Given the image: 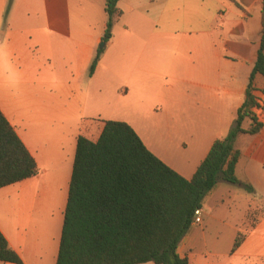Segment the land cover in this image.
Instances as JSON below:
<instances>
[{
	"label": "crops",
	"instance_id": "obj_1",
	"mask_svg": "<svg viewBox=\"0 0 264 264\" xmlns=\"http://www.w3.org/2000/svg\"><path fill=\"white\" fill-rule=\"evenodd\" d=\"M262 1L118 0L121 14L114 18L96 73L114 60L120 71L115 75L123 82L120 93H136L140 86L158 81L162 103L170 107L185 100L188 83L210 100L221 99L227 111L221 123L228 129L244 99L259 46ZM104 6L105 0H0V111L38 168L36 175L0 187V232L21 259L0 264H55L76 137L83 135L82 112L91 107L86 85H78V79L101 42ZM104 60L110 65H103ZM245 64L241 77L238 70ZM253 94L262 102L258 116L262 127L256 134L236 136L239 183L220 180L203 200L200 222L192 223L178 244V254L189 264H223L221 258L229 264H264V77L260 74L254 78ZM205 106L217 104L209 101ZM94 124L96 139L102 123ZM249 125L245 118L241 126ZM212 142L208 138L201 160ZM199 163L188 173L172 168L188 179ZM221 206L225 217L236 221L223 248L206 235L208 217ZM239 231L244 238L232 251Z\"/></svg>",
	"mask_w": 264,
	"mask_h": 264
},
{
	"label": "trees",
	"instance_id": "obj_2",
	"mask_svg": "<svg viewBox=\"0 0 264 264\" xmlns=\"http://www.w3.org/2000/svg\"><path fill=\"white\" fill-rule=\"evenodd\" d=\"M118 0H105L101 41L111 37ZM259 46L244 99L226 136L215 139L190 178H184L150 151L125 121L106 119L96 139L76 137L67 200L55 264H189L177 252L193 223L194 210L220 181L239 183L240 151L234 140L262 127L253 111L256 74L264 77V0ZM103 48H97L90 74ZM248 118L250 125L241 126ZM33 156L0 111V187L34 176ZM242 187L252 191L247 183ZM239 231L234 251L242 242ZM0 261L21 263L0 232Z\"/></svg>",
	"mask_w": 264,
	"mask_h": 264
},
{
	"label": "rangeland",
	"instance_id": "obj_3",
	"mask_svg": "<svg viewBox=\"0 0 264 264\" xmlns=\"http://www.w3.org/2000/svg\"><path fill=\"white\" fill-rule=\"evenodd\" d=\"M101 42L104 43V41ZM100 43L97 48L104 50ZM98 60L91 74L90 62L78 79V85H86L87 98L91 101V107L82 112L85 117L80 124V130L83 129V135L86 137L95 139L98 126L94 123L100 125L106 119L129 122L128 124L135 127L134 130L140 134L137 133L156 156L162 158L168 165L170 164L171 168L175 167L188 173L195 164L201 161L202 151L208 143V138L214 141L226 136L229 132L233 122L228 129H224L226 125L221 122L227 117L225 116L227 111L222 107L221 99L212 98L210 100L199 89H194L186 83L185 100L170 107L162 103V95L158 92L163 91V87L158 81L153 86L150 84L140 86L136 93L127 90L128 92L123 94L118 91L120 90L118 87L123 82H119L118 76L115 75L120 71L115 68L114 60L111 65L109 61L107 62L110 66L106 70H98L99 73H96ZM107 63L104 60L103 65ZM207 64V62L202 63L206 69ZM245 70L246 64L245 67L239 68L241 77ZM159 87L161 90H157ZM120 94L123 95L120 96ZM209 101L216 102L217 106L206 108L205 105ZM159 102L160 105H158ZM73 122L77 124L76 120ZM245 124L246 120L243 122V125ZM221 207L208 217L206 235L208 240L215 244L218 243L223 248L231 237L232 226L236 221L230 216L227 219L225 206ZM225 259L221 258L223 260L221 263L231 262ZM147 263L154 264L150 261Z\"/></svg>",
	"mask_w": 264,
	"mask_h": 264
},
{
	"label": "built area",
	"instance_id": "obj_4",
	"mask_svg": "<svg viewBox=\"0 0 264 264\" xmlns=\"http://www.w3.org/2000/svg\"><path fill=\"white\" fill-rule=\"evenodd\" d=\"M256 100V103L257 105L253 108V111L258 119V116H261L262 115V102L260 101V99H255ZM257 112V114H256ZM200 213H201V210L200 208H197L194 210V215H193V223H199L201 218H200Z\"/></svg>",
	"mask_w": 264,
	"mask_h": 264
},
{
	"label": "water",
	"instance_id": "obj_5",
	"mask_svg": "<svg viewBox=\"0 0 264 264\" xmlns=\"http://www.w3.org/2000/svg\"><path fill=\"white\" fill-rule=\"evenodd\" d=\"M100 44H101V46H103V45H104V43H103V42H101Z\"/></svg>",
	"mask_w": 264,
	"mask_h": 264
}]
</instances>
